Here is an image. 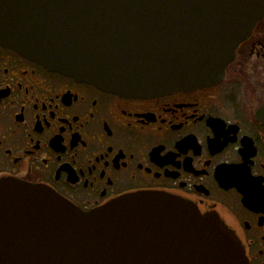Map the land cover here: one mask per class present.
<instances>
[{
  "label": "water",
  "instance_id": "water-1",
  "mask_svg": "<svg viewBox=\"0 0 264 264\" xmlns=\"http://www.w3.org/2000/svg\"><path fill=\"white\" fill-rule=\"evenodd\" d=\"M264 0H0V44L126 96L219 82ZM0 264H248L214 214L162 192L85 211L43 184L0 178Z\"/></svg>",
  "mask_w": 264,
  "mask_h": 264
},
{
  "label": "flooded vegetation",
  "instance_id": "flooded-vegetation-1",
  "mask_svg": "<svg viewBox=\"0 0 264 264\" xmlns=\"http://www.w3.org/2000/svg\"><path fill=\"white\" fill-rule=\"evenodd\" d=\"M89 211L162 192L217 215L264 264V16L212 85L149 97L76 80L0 44V178Z\"/></svg>",
  "mask_w": 264,
  "mask_h": 264
}]
</instances>
